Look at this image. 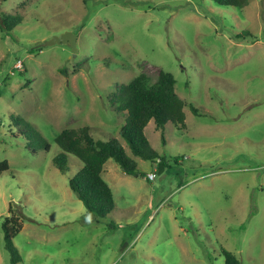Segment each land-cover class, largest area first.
<instances>
[{
	"label": "rangeland",
	"instance_id": "374dc122",
	"mask_svg": "<svg viewBox=\"0 0 264 264\" xmlns=\"http://www.w3.org/2000/svg\"><path fill=\"white\" fill-rule=\"evenodd\" d=\"M20 17L0 31V225L12 207L22 221L17 264H264V0L242 8L208 0H6ZM69 32L68 45L41 44ZM64 69L65 74L60 70ZM175 79L185 130L144 135L166 167L134 158L110 103L141 74ZM191 107L198 110L194 115ZM29 124L49 144L25 137ZM88 127L117 139L137 164L126 174L108 160L101 174L114 210L89 215L68 187L82 167L52 163L55 137ZM165 145L161 143V136ZM28 136V135H27ZM0 264H11L0 229Z\"/></svg>",
	"mask_w": 264,
	"mask_h": 264
},
{
	"label": "trees",
	"instance_id": "16d2710c",
	"mask_svg": "<svg viewBox=\"0 0 264 264\" xmlns=\"http://www.w3.org/2000/svg\"><path fill=\"white\" fill-rule=\"evenodd\" d=\"M6 0H0V4ZM221 7L242 9L248 0H208ZM21 18L0 12V31L8 35ZM65 74L64 69L60 70ZM110 103L116 113L124 114V123L119 135L126 143L131 155L150 162L154 172H162L166 167L164 159L154 151L144 135V129L150 121L163 134L164 127L171 123L178 130H185L184 102L175 92V79L166 72L160 71L154 82L145 75L135 76L128 84L119 86ZM196 115L198 110L191 107ZM26 136L33 143L48 152L47 141L32 127L25 124ZM28 135V136H27ZM59 153L52 159L53 166L60 172L69 169L67 156L72 155L81 162L82 167L68 181V187L75 197L83 204L89 215L102 220L114 210V200L110 187L102 179L103 166L108 160L114 161L126 174H137V164L130 158L121 143L112 138L108 141L94 139L88 127L65 129L54 140ZM161 143L165 139L161 136ZM9 169L6 161H0V174ZM8 216L4 217L0 229L3 235L4 249L9 253L10 263L19 262V254L13 244V239L22 229L20 217L14 213L11 206ZM224 264H241L229 251L222 249Z\"/></svg>",
	"mask_w": 264,
	"mask_h": 264
},
{
	"label": "water",
	"instance_id": "95a60500",
	"mask_svg": "<svg viewBox=\"0 0 264 264\" xmlns=\"http://www.w3.org/2000/svg\"><path fill=\"white\" fill-rule=\"evenodd\" d=\"M76 37L72 35L69 32L63 33L57 37L52 38L51 40H48L41 44L42 47H47V46H54V45H68L73 53V56L76 53Z\"/></svg>",
	"mask_w": 264,
	"mask_h": 264
},
{
	"label": "built area",
	"instance_id": "2783aa9c",
	"mask_svg": "<svg viewBox=\"0 0 264 264\" xmlns=\"http://www.w3.org/2000/svg\"><path fill=\"white\" fill-rule=\"evenodd\" d=\"M145 177L147 181H153L155 179V173L150 172Z\"/></svg>",
	"mask_w": 264,
	"mask_h": 264
}]
</instances>
